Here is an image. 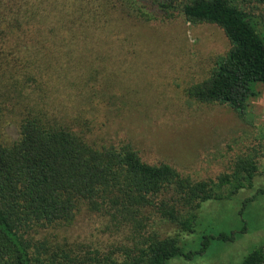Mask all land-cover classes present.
Returning a JSON list of instances; mask_svg holds the SVG:
<instances>
[{
  "label": "trees",
  "instance_id": "16d2710c",
  "mask_svg": "<svg viewBox=\"0 0 264 264\" xmlns=\"http://www.w3.org/2000/svg\"><path fill=\"white\" fill-rule=\"evenodd\" d=\"M147 1L164 20L182 16L223 32L229 50L188 97L227 106L244 119L257 88H264V0L254 10L242 6L251 0ZM152 19L137 0H0V264L192 261L210 245L182 248L184 235L201 224L202 205L231 201L253 187L252 158H238L214 180H195L167 163H145L128 142L92 139L89 83L100 72L98 60H107L95 46L112 43L108 37L120 23ZM63 93L71 107L58 102ZM11 116L18 117L12 141L1 137ZM81 214L93 222L96 239L66 235ZM162 225L173 234H162ZM246 233L244 226L240 236L210 239L234 241ZM241 258L238 264H264V248L252 246Z\"/></svg>",
  "mask_w": 264,
  "mask_h": 264
},
{
  "label": "rangeland",
  "instance_id": "374dc122",
  "mask_svg": "<svg viewBox=\"0 0 264 264\" xmlns=\"http://www.w3.org/2000/svg\"><path fill=\"white\" fill-rule=\"evenodd\" d=\"M137 1L153 19L120 23L122 32L116 30L108 37L112 43L95 46L94 51L107 54V60H98L95 68L100 72L89 83L88 93L93 90L95 98L90 110L92 139L99 144L128 142L145 163H167L195 180H214L229 173L238 158L254 159L258 172L253 187L231 201L204 203L201 224L194 234L184 235L185 253L197 252L209 241L205 255L168 262L238 264L252 246L264 248V193H260L264 190V88H257L244 119L227 106L190 99L188 89L207 77L214 62L229 50V42L214 25H192L182 16L167 21L147 0ZM242 6L254 10L261 3L251 0ZM67 95L63 93L58 102L71 107ZM8 118L1 137L12 141L18 136V117ZM244 226L251 233L240 239H210L220 233L240 236ZM160 232L171 235L174 229L162 225ZM66 235L75 240L97 238L85 214Z\"/></svg>",
  "mask_w": 264,
  "mask_h": 264
}]
</instances>
